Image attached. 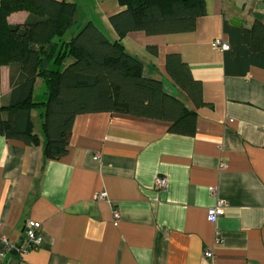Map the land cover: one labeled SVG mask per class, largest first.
I'll return each instance as SVG.
<instances>
[{"label": "crops", "instance_id": "1", "mask_svg": "<svg viewBox=\"0 0 264 264\" xmlns=\"http://www.w3.org/2000/svg\"><path fill=\"white\" fill-rule=\"evenodd\" d=\"M65 1L76 5L66 40L88 22L119 39L110 17L126 9L120 0ZM205 6L192 31H131L121 39L144 64V75L162 81L166 94L196 114L193 133L172 132L169 120L84 113L61 159L44 155L43 109L32 111L39 146L0 134V236L13 245L0 240L4 264H264V68L228 74L226 51L212 47L218 38L229 42L226 22L244 29L264 23V0H205ZM29 15L17 11L8 22L23 24ZM233 17L242 25L234 26ZM169 54L180 55L200 91L171 76ZM19 74L16 65L1 67L3 105L11 76ZM45 89L38 78L34 100H46ZM158 177L167 187L156 184ZM100 192L106 198L97 199ZM220 200L224 213L213 223L208 209ZM28 219L41 222L43 241L21 253L15 248ZM208 250L213 258L205 257Z\"/></svg>", "mask_w": 264, "mask_h": 264}, {"label": "trees", "instance_id": "2", "mask_svg": "<svg viewBox=\"0 0 264 264\" xmlns=\"http://www.w3.org/2000/svg\"><path fill=\"white\" fill-rule=\"evenodd\" d=\"M126 9L112 15L110 23L119 39L110 40L93 22L85 24L69 41L65 36L76 23V5L57 0H0V69L17 66L11 76L12 92L3 105L0 90V134L28 145L41 144L32 119L39 114L45 136L44 155L61 159L68 152L77 115L123 112L169 120L172 132L193 133L196 114L164 91L162 81L144 75V64L128 54L121 43L131 31L148 35L188 32L206 13L205 0H120ZM29 12L23 24L11 25L8 16ZM228 74L247 75L251 66L264 68V23L251 29L234 28L227 22ZM73 58L64 66L65 60ZM167 69L185 89L200 91L179 54L167 56ZM43 79L46 100H34L35 83Z\"/></svg>", "mask_w": 264, "mask_h": 264}, {"label": "built area", "instance_id": "3", "mask_svg": "<svg viewBox=\"0 0 264 264\" xmlns=\"http://www.w3.org/2000/svg\"><path fill=\"white\" fill-rule=\"evenodd\" d=\"M212 47L220 49L222 51H226L229 49L230 45L228 41L218 38L215 41H213ZM156 184L160 188L164 189L165 187H167V179L165 177H158L156 179ZM106 196H107L106 192H100L96 195V198L104 199L106 198ZM223 213H224V203L223 201L220 200L216 203L215 206L210 207L208 209V220L215 223L218 217L222 215ZM114 217L116 220L120 218L119 211L117 210L114 211ZM0 226H1V222H0ZM41 228H42L41 222L33 220V219H28L25 225V239L15 249L21 253H27L30 250L38 249L41 246L42 241H43V238L41 235ZM0 240L3 241L8 247L10 248L13 247V245H11L8 242L5 236H0ZM219 240H220V237L218 233H216V241H219ZM204 255L207 259L213 258L212 251H209V250L205 251ZM4 256H5V253L0 252V264H4L3 263Z\"/></svg>", "mask_w": 264, "mask_h": 264}, {"label": "water", "instance_id": "4", "mask_svg": "<svg viewBox=\"0 0 264 264\" xmlns=\"http://www.w3.org/2000/svg\"><path fill=\"white\" fill-rule=\"evenodd\" d=\"M231 23H232L234 26H241V25H242V19L237 18V17H233V18L231 19Z\"/></svg>", "mask_w": 264, "mask_h": 264}, {"label": "rangeland", "instance_id": "5", "mask_svg": "<svg viewBox=\"0 0 264 264\" xmlns=\"http://www.w3.org/2000/svg\"><path fill=\"white\" fill-rule=\"evenodd\" d=\"M38 98H40V97H39V93H38ZM34 120L39 121V119H38L37 116L34 117Z\"/></svg>", "mask_w": 264, "mask_h": 264}]
</instances>
